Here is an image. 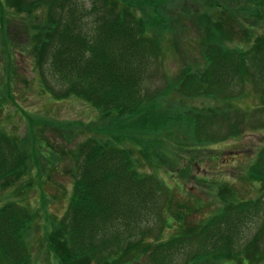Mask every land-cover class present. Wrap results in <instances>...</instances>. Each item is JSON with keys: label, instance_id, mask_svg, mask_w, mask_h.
<instances>
[{"label": "trees", "instance_id": "obj_1", "mask_svg": "<svg viewBox=\"0 0 264 264\" xmlns=\"http://www.w3.org/2000/svg\"><path fill=\"white\" fill-rule=\"evenodd\" d=\"M175 3V0H0L3 45L0 51L11 57L16 51L22 54L29 45L40 68L41 90L50 100L83 101L97 112L95 120L87 121H56L49 116L25 113L28 130L21 138L5 131L0 118V189L34 173L23 186L28 189L36 180L34 177L51 167L47 164V150L51 153L54 148L53 142H49L50 138L57 139L53 132L62 136L64 144L67 142L62 154H70L74 163L68 204L60 218L49 219L50 229L43 234V242L58 264H140L148 256L156 264H168L169 254L164 255L163 250L165 243L169 247L184 238L197 243V234L200 241L203 236L215 234L211 228L221 209L188 229L175 211L167 210L174 195L163 180L149 173L156 171L160 157L151 155L145 141H154L159 153H163L164 143L179 158L182 155L177 143L190 155L194 150L210 152L218 141L217 133H204L201 121L207 115L199 117L197 114L202 112L187 106L186 99L201 93L224 95L227 108L232 109L235 104L225 98L229 97L227 88L230 90L232 83H243L242 77L256 85L264 83V47L258 41L249 51L227 47L222 42L221 18L214 21L211 14L201 9L190 13L184 8L170 13ZM248 5L264 6V0H248ZM239 11L241 18L234 16L242 24L245 16ZM16 21L21 23L14 27L20 26L18 29L24 30L26 38L18 32L21 30L12 27ZM183 33H192L195 43L201 44L204 63L202 66L196 63L194 67L181 63L178 75L170 77V84L153 91L152 75L158 66L157 54L163 53L162 43L169 39L181 51ZM199 34L202 37L198 38ZM10 46L19 49L12 52ZM46 66L57 79V89L44 83ZM10 75L9 69L7 80ZM173 91L179 95L172 97ZM178 101L180 104L176 105ZM181 131L192 136L190 148H184L185 141L176 136ZM77 138L82 141L69 150ZM188 162L171 165L180 174L179 179L188 176L193 179L186 167ZM247 172L253 177L249 173L252 171ZM185 202V207L191 204L190 208L200 203ZM187 210L184 208L183 212ZM229 216L223 214L224 224ZM151 218L163 221L164 227L168 224L181 234L158 242L161 244L152 249L149 233L145 232V224ZM39 219L38 211L19 201L0 205V264H32L28 238ZM234 220L239 221V216ZM234 230L236 226L224 233L222 244L235 237ZM237 247L232 250L214 247L199 254L203 247L196 246L187 263L217 264L228 257L239 262L242 253L249 258L259 253L252 238L235 252Z\"/></svg>", "mask_w": 264, "mask_h": 264}, {"label": "rangeland", "instance_id": "obj_2", "mask_svg": "<svg viewBox=\"0 0 264 264\" xmlns=\"http://www.w3.org/2000/svg\"><path fill=\"white\" fill-rule=\"evenodd\" d=\"M175 2L174 9L172 8L170 13L184 8L190 10V13L201 9L211 14L214 21L221 18V22L224 23L221 31V34L224 35L222 42L227 47H241L243 50L249 51L256 41L261 45L263 44L264 47L263 5H260L261 7L249 6L248 0H175ZM238 10H240L239 13L242 11L245 16L241 20L243 21L242 24L238 23L234 16H239ZM239 18L241 17L239 16ZM21 20L23 19H19V21ZM19 21L13 23L12 27L18 26L21 23ZM19 27L14 28L21 30L18 32L26 38L27 34L23 29H18ZM190 28L193 30L191 26ZM193 32L195 31L193 30ZM181 36V51L174 48L169 39L162 43L163 53L157 54L159 59L156 65L158 64V66L152 75L155 88L152 89L153 91L161 90L170 84V77L178 75L180 66H182L181 63L193 65V67L196 63L200 66L204 63L201 44L195 43L193 34L183 33ZM200 36L202 37L199 34L198 38ZM25 38H22L23 41H26ZM230 40L232 42L229 43ZM0 46L3 45L0 43ZM26 46L22 54L13 50L19 49L22 47L21 45L15 48L10 46L11 51L15 52L11 57H9L8 52L5 56L0 51V89L2 90H0V118H2V128L21 138L28 130L27 121L24 122L25 113L49 116L56 121L95 120L97 118L96 109L83 101L68 99L53 102L50 100L51 98L41 90L40 68L35 63L30 46ZM177 54L178 56H176ZM9 69L11 75L7 80L6 76ZM56 80L49 67L46 66L44 83L48 82L54 89H57L58 82ZM241 81H243V83L240 82L241 84L239 81L232 83L229 86L230 90L227 88L229 97L225 96V98H230V104L232 102L235 104L232 109L227 108V104L223 100L224 95L219 94L210 96L209 93L208 95L201 93L202 95L198 94L197 97L187 98L185 101L187 106H193L202 112L197 114L199 117L203 114L207 115V119L201 121L204 133H217L215 140L218 141L211 146L210 152L194 150L190 155L187 151H182V146L177 143L179 155H182L179 158L164 143H162L163 153H159L153 145L154 141H145L146 148L151 151V155L160 157L155 167L156 171L150 170L148 172L155 173L170 189L169 193H173L174 199L167 210L175 211L176 217L183 220L182 225L185 224L188 229L190 225H196L217 213L219 209L222 210L216 214L217 220L213 221L211 230L215 234L212 237L203 236L200 241L199 238L201 237L197 234V243L187 242L190 240L189 238L178 240L175 245H169V247L165 243L163 250L164 255L169 254L168 264H188V255L195 250L196 246L197 248L203 247L199 254L221 246H226L227 249L232 250L236 245L238 247L235 252H238L248 243L250 238L257 242L259 248V253L254 257L249 258L247 253H242L239 262L228 257L217 264H264V181L257 179L264 180V83L256 85L253 81H248L247 77H242ZM60 87L63 88L62 85ZM232 88L234 93L231 92ZM239 90L241 91L239 92ZM175 95H179V92L173 91L171 96L175 97ZM179 104L178 101L176 105ZM217 115L218 117H216ZM212 120L214 123H210ZM198 124L200 125V123ZM181 132L176 133V136L185 141L184 148H190L192 136L187 132H182L183 134ZM53 135L57 139L50 138L49 142H53L54 148L51 153L47 150V158L49 159L47 164L51 167L43 170L39 177H34L36 180L29 184L28 189H24L23 186L31 181L34 173L27 175L11 187L0 189V205L11 200L19 201L40 214V219L29 232L28 238L32 264H58L55 256L49 253L45 246L43 234L45 229L47 231L50 229L49 219L60 218L64 214L73 183L71 169L74 163L70 154L67 156L62 154L63 147L67 142L65 141L64 144L59 133L53 132ZM75 141L69 150L73 148L74 144L82 141V138H77ZM182 161L184 164L189 161L186 167L189 174L194 175L193 179L192 177L189 178L190 176L186 179H179L178 171L170 168L172 164L181 166ZM261 164H263L262 176L260 173ZM248 170L252 171L249 173L253 177H249ZM185 200L190 203H195L197 200L200 203L197 204L198 206L190 208L191 204L185 207ZM184 208L188 210L183 212ZM228 209L229 211H227ZM164 213L165 211H163V215ZM224 213L230 215L226 224H224L223 219ZM235 216H239V221L234 220ZM234 226H236L235 237L222 244L226 238L224 233ZM145 230L146 233H149L150 244H153L152 249L161 244L158 242H165L169 237L181 234L180 231L168 224L164 227L163 221L156 218H151L150 222L145 224ZM192 240L195 239L192 238ZM179 241L181 242L178 243ZM233 260L235 262H232ZM156 263L151 256L140 262V264Z\"/></svg>", "mask_w": 264, "mask_h": 264}]
</instances>
